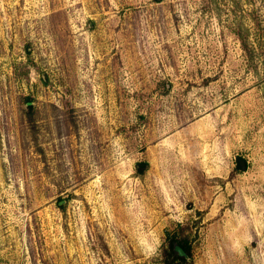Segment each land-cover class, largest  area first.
<instances>
[{
    "label": "rangeland",
    "instance_id": "374dc122",
    "mask_svg": "<svg viewBox=\"0 0 264 264\" xmlns=\"http://www.w3.org/2000/svg\"><path fill=\"white\" fill-rule=\"evenodd\" d=\"M172 236L264 264V0H0V264Z\"/></svg>",
    "mask_w": 264,
    "mask_h": 264
},
{
    "label": "trees",
    "instance_id": "16d2710c",
    "mask_svg": "<svg viewBox=\"0 0 264 264\" xmlns=\"http://www.w3.org/2000/svg\"><path fill=\"white\" fill-rule=\"evenodd\" d=\"M238 39L240 40L242 49L246 53L248 59L252 60L254 53L251 50V48L248 47L246 37L241 33L238 35ZM237 168L241 169V165L239 163L237 164ZM174 243H177L191 258L190 249L186 245L185 241H183L181 238L172 236L168 239V243L166 244V246H164L165 248L161 253V259L159 260L160 264H189L186 260H184L183 258H179L174 254L173 252Z\"/></svg>",
    "mask_w": 264,
    "mask_h": 264
},
{
    "label": "water",
    "instance_id": "95a60500",
    "mask_svg": "<svg viewBox=\"0 0 264 264\" xmlns=\"http://www.w3.org/2000/svg\"><path fill=\"white\" fill-rule=\"evenodd\" d=\"M240 164L243 166V162H240ZM173 252L179 258H183L187 262H190V260H191L190 257L186 254V252L177 243L173 244Z\"/></svg>",
    "mask_w": 264,
    "mask_h": 264
}]
</instances>
